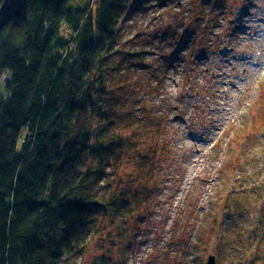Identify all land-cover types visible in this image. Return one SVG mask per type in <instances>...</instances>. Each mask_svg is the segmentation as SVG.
<instances>
[{
	"label": "rangeland",
	"instance_id": "1",
	"mask_svg": "<svg viewBox=\"0 0 264 264\" xmlns=\"http://www.w3.org/2000/svg\"><path fill=\"white\" fill-rule=\"evenodd\" d=\"M141 6L122 16L109 69L132 111L111 172L129 219L100 216L86 260L62 264L110 249L126 264H264V238L237 246L264 222V0Z\"/></svg>",
	"mask_w": 264,
	"mask_h": 264
},
{
	"label": "trees",
	"instance_id": "2",
	"mask_svg": "<svg viewBox=\"0 0 264 264\" xmlns=\"http://www.w3.org/2000/svg\"><path fill=\"white\" fill-rule=\"evenodd\" d=\"M144 1L0 0V264L86 260L97 219L130 214L111 172L132 111L109 69L122 16ZM253 225L237 246L264 238ZM87 263L126 261L110 249Z\"/></svg>",
	"mask_w": 264,
	"mask_h": 264
},
{
	"label": "water",
	"instance_id": "3",
	"mask_svg": "<svg viewBox=\"0 0 264 264\" xmlns=\"http://www.w3.org/2000/svg\"><path fill=\"white\" fill-rule=\"evenodd\" d=\"M206 264H216V256L214 254H210Z\"/></svg>",
	"mask_w": 264,
	"mask_h": 264
}]
</instances>
